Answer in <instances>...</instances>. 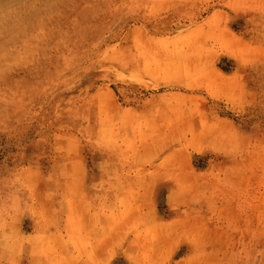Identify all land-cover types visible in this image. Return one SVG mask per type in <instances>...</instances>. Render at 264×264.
Masks as SVG:
<instances>
[{
  "label": "rangeland",
  "instance_id": "374dc122",
  "mask_svg": "<svg viewBox=\"0 0 264 264\" xmlns=\"http://www.w3.org/2000/svg\"><path fill=\"white\" fill-rule=\"evenodd\" d=\"M0 10V264H264V0Z\"/></svg>",
  "mask_w": 264,
  "mask_h": 264
},
{
  "label": "bare ground",
  "instance_id": "6f19581e",
  "mask_svg": "<svg viewBox=\"0 0 264 264\" xmlns=\"http://www.w3.org/2000/svg\"><path fill=\"white\" fill-rule=\"evenodd\" d=\"M22 3H23V2H22ZM24 4H25V3H24ZM7 9H9V8L7 7ZM3 10H5V9H2V11H3ZM0 11H1V10H0ZM7 11H8V10H7ZM8 12H10V10H9ZM8 12H7V13H8ZM1 13H2V12H1ZM4 13H5V12H4ZM4 13H3V14H4ZM3 14H1V15H3ZM12 14H13V13H12ZM5 15H6V14H5ZM7 15H8V14H7ZM5 17H6V16H5ZM13 17H15V16L13 15ZM6 19H7V17H6ZM10 21H11V20H10ZM14 21H15V20H14ZM8 23H9V22H8ZM1 24H2V23H1ZM12 24H13V23H12ZM2 26H3V25H2ZM4 26H5V25H4ZM182 150H183V149H182Z\"/></svg>",
  "mask_w": 264,
  "mask_h": 264
}]
</instances>
